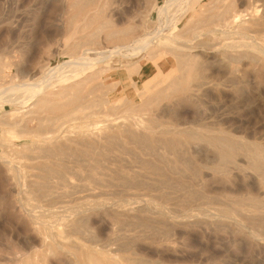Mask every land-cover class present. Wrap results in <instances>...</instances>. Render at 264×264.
Segmentation results:
<instances>
[{"label":"rangeland","instance_id":"374dc122","mask_svg":"<svg viewBox=\"0 0 264 264\" xmlns=\"http://www.w3.org/2000/svg\"><path fill=\"white\" fill-rule=\"evenodd\" d=\"M221 1L0 0V88L45 86L37 97L25 90L12 99L0 98V264H48L57 258L63 262L66 250L56 245L49 248L43 241L41 222H52L54 215L41 207L49 204L48 194L55 190L62 169L87 170L95 165L108 174L106 190L99 195L103 198L88 196L77 201L79 210L88 212L76 216L87 237L106 240L134 219L145 232L141 249L137 245L133 252L143 258L152 256L163 264H264L263 242L256 244L251 225L208 218L186 222L182 208L175 209L173 204L186 191L172 178H187L185 157H178L174 170L180 174L167 167L164 176L155 174L142 165L145 146L126 140L133 133L123 130L129 122L119 117L126 99L142 103L138 96L141 80L145 83L156 75L166 76L165 69L172 70V59L180 58L175 54L186 48L193 26ZM250 1L238 7L244 15L229 30L235 31L232 37L245 34L247 40L263 44L264 26L246 31L249 34L242 30L249 13L264 12V0ZM148 37L152 45L143 53L136 50V55L135 43ZM151 50L157 53L148 57ZM257 53L252 49L251 57L240 58L234 64L240 76L221 79L220 95L205 96L201 102L207 109L201 146L209 156L205 166L211 173L234 168L252 171L251 153L264 156V62L252 59ZM194 54L197 66L217 63L216 52L197 50ZM73 61H77L74 66ZM140 75L145 77L140 79ZM115 110L118 114H112ZM188 110L187 104L179 107L182 115ZM169 114L147 122L155 129L163 128L169 125ZM224 135L238 137L236 150L221 141ZM173 154L176 149L172 158ZM231 192L252 198L248 202L254 204L264 202V194L251 179L237 182ZM103 222L111 224V229ZM207 229L210 238L204 237ZM146 242L152 243V250ZM167 242L175 252H167ZM61 244L71 246L67 240Z\"/></svg>","mask_w":264,"mask_h":264},{"label":"bare ground","instance_id":"6f19581e","mask_svg":"<svg viewBox=\"0 0 264 264\" xmlns=\"http://www.w3.org/2000/svg\"><path fill=\"white\" fill-rule=\"evenodd\" d=\"M250 2V0H222L221 3H217L210 8L209 12L206 11L208 12L207 16L193 26L189 36L190 39L187 40L186 44L184 43L186 48L182 49L180 53L175 54L176 57L179 56L180 58L172 59L174 60L172 70L167 71L165 69L163 73H166V76L156 75L154 78H151V81L148 79L147 83L141 80L143 86L138 96L141 97L142 103L126 99L122 105L124 108L120 109L123 114H120L119 117H124L129 122L126 125L123 124V130L133 133L130 136H126V140H137V142L145 146L146 152L140 158L142 165L150 167L155 174L164 176L165 171L163 170L166 167L174 172V170L178 169V157L180 155L185 157L187 168L184 171L187 178L185 180L177 176L172 178L174 179L173 182L186 191L184 198L180 202L173 204L176 207L175 209H178V206L182 208L184 211L182 213H184L187 223L194 224L196 219L201 218L221 222H244L252 226L253 231H251L256 238L254 241L259 245L260 241L264 244V202L254 204L252 201L248 202L252 198L245 199L239 195H235L231 191L237 182L243 183L251 179L264 194V156L261 153H251L254 164L252 171L241 172L240 169L234 168L231 172L223 171L216 174L206 169L205 165L209 163V156L205 152L203 154L204 149L201 146V140L205 139L203 117L207 115V109H204L201 103L203 97L219 96L222 90L221 86L223 85L221 79H232L240 76L234 64L242 57H251L252 49L258 51L257 55L252 56V59L259 63L264 62V43L260 44L256 42V44L254 41L253 43L247 40L249 37L245 36V34L243 36H239L238 34V36L232 37L235 31L229 30L232 23L241 19L244 15V13L242 15L238 7ZM168 7L169 5L164 9L166 10ZM249 14V18L245 20V24L242 27L245 33L246 31H251L255 26H264V12L262 14L258 12ZM215 34L225 38H216ZM200 36H204L206 40H202ZM250 37L252 38L251 35ZM201 40L202 42H200ZM197 42L199 44L195 46L194 44ZM151 43L152 41L149 37L140 39L135 43L133 50H135L136 55L143 53L152 45ZM238 49L244 51H237ZM197 50H208L210 53L216 52L217 63L209 65L207 63L197 66L196 57L198 55L194 54V51ZM156 53V50H151L147 56L153 57ZM74 62L76 63L77 61H73V66ZM225 63H228V66ZM63 68L59 67L60 70L64 71ZM150 76L152 77V75ZM144 77L139 76L140 79ZM44 88L45 86L40 83L37 85L25 84L9 88L2 87L0 88V98L12 99L18 91L25 90H30L32 97H37L42 93ZM181 104L189 105L187 115H182L179 111ZM118 111L115 110L112 114H118ZM165 112H170L168 126L155 129L148 124L147 121L152 122L154 117H161ZM210 138L217 139L215 136H210ZM220 139L227 143L230 148L235 149V142L238 137L224 135ZM159 148H164L166 151L161 152ZM175 149L177 154H173L175 157L172 158V150ZM107 174L100 165H95L87 170L75 168L62 169L59 180L53 186L55 190L51 194H48L50 196L49 204L47 207H41L46 214L54 215V220L52 222H41V225L43 241L48 242L49 248L56 245L59 248L65 249L66 256L63 262L61 258H57L49 260L48 264H163V262L155 261L152 256L150 258H143L137 252H133V248L137 245V248L141 249L139 242L142 240L145 232L144 229L141 230L142 224L134 219L125 223L126 228L122 232H116L113 237L106 240L89 238L85 235L83 226L76 219L78 214L83 213V211L79 210L80 204L77 205V201L88 196L101 197L99 195L104 194L106 190ZM174 174H180V171L174 172ZM153 199L155 200V198ZM136 200L138 202V199ZM128 202L126 203L127 205ZM151 202L153 204L156 201L151 200ZM160 204L163 205L162 203ZM101 206L103 207V204ZM118 209L121 210V208ZM156 210L154 211L157 212ZM86 212L84 213L87 214L88 212ZM36 222L38 223V221ZM102 225L105 228L111 229V224L108 222H103ZM211 236V232L207 229L204 237L210 238ZM65 240L69 241L71 246L61 244ZM146 243L149 245L147 248L152 250V243ZM263 244L260 246L264 248ZM164 248L167 252H175V247L170 242L165 243ZM150 254L152 255L153 252L151 251ZM102 255L105 258H101L100 256Z\"/></svg>","mask_w":264,"mask_h":264}]
</instances>
